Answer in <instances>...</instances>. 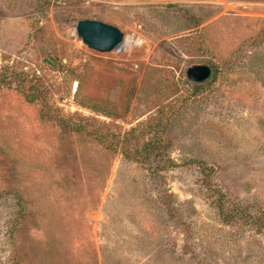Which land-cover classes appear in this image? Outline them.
<instances>
[{"label": "rangeland", "instance_id": "obj_1", "mask_svg": "<svg viewBox=\"0 0 264 264\" xmlns=\"http://www.w3.org/2000/svg\"><path fill=\"white\" fill-rule=\"evenodd\" d=\"M4 67L0 264H264V0H0Z\"/></svg>", "mask_w": 264, "mask_h": 264}, {"label": "water", "instance_id": "obj_2", "mask_svg": "<svg viewBox=\"0 0 264 264\" xmlns=\"http://www.w3.org/2000/svg\"><path fill=\"white\" fill-rule=\"evenodd\" d=\"M75 31L82 43L89 49L99 53L118 50L123 43V34L115 26L97 20H80ZM211 75L210 67L196 65L189 67L186 77L195 84H202Z\"/></svg>", "mask_w": 264, "mask_h": 264}, {"label": "trees", "instance_id": "obj_3", "mask_svg": "<svg viewBox=\"0 0 264 264\" xmlns=\"http://www.w3.org/2000/svg\"><path fill=\"white\" fill-rule=\"evenodd\" d=\"M214 72L215 71L213 69H211L210 77H213ZM20 74H22V73L16 74L12 70L9 71L8 67H4L2 69V71L0 72V90L4 87L8 88V87H11L15 83H19L18 85L16 84L17 85L16 90L23 94V88H22L23 82L22 81L18 82L15 80L16 77L20 76ZM201 86H202V84H197L196 88H199ZM37 99H38L37 96H27V95L25 96V100L29 103H34ZM79 104L82 107L90 109L93 112L100 113V114L107 116V117H113V114L111 112H108L107 110H103L102 108H100L99 106H97L95 104H91L89 102L88 103L80 102ZM157 143H159V142H154V141L148 142V143L143 145L141 150H139V151L136 150V151H133L130 153L125 150L126 146H123L122 151L126 157H128V158L132 159L133 161H136L140 164H144V163H147V161L149 160V156L151 153L150 151H151V149H153L156 146ZM201 168L202 167H200V169ZM201 170H202V173H205V168H202ZM218 209L222 214V217H223L222 219H224V220L229 219V218H227L228 214H226V217L223 216V215H225V212L223 211L222 206H218Z\"/></svg>", "mask_w": 264, "mask_h": 264}]
</instances>
